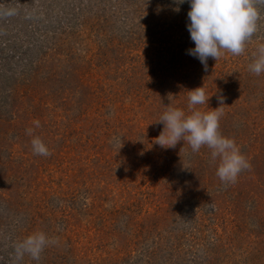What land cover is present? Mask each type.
<instances>
[{
	"label": "rangeland",
	"instance_id": "374dc122",
	"mask_svg": "<svg viewBox=\"0 0 264 264\" xmlns=\"http://www.w3.org/2000/svg\"><path fill=\"white\" fill-rule=\"evenodd\" d=\"M21 1L7 0L15 12L0 23V54L24 56L0 65L5 247L44 232L64 264H203L202 240L219 258L210 264H264V73L249 70L264 10L245 52L205 70L188 54V0H31L18 11ZM15 22L30 34L14 35ZM201 86L211 97L196 107L223 98L219 131L250 162L234 183L206 146L154 143L166 106L188 113ZM37 136L50 155L34 154Z\"/></svg>",
	"mask_w": 264,
	"mask_h": 264
},
{
	"label": "clouds",
	"instance_id": "9594fccd",
	"mask_svg": "<svg viewBox=\"0 0 264 264\" xmlns=\"http://www.w3.org/2000/svg\"><path fill=\"white\" fill-rule=\"evenodd\" d=\"M185 0H176L183 4ZM190 10L187 13L190 23L187 25L190 38L195 47L188 54L199 59L207 70L209 58L218 61L226 52L234 56L245 52L248 42L258 31L259 10L257 5L264 0H188ZM179 11V7L174 9ZM254 60L249 70L260 75L264 73V43H260L253 54ZM211 96L206 94L204 86L188 91L189 112L170 106L156 122L163 124L154 143L162 148H175L180 142H187L193 152L206 146L211 150L213 161L219 160L216 175L222 182L234 183L239 174L251 167L233 138L219 131L223 115V98H218L220 107L201 111L197 105H208ZM37 126H39L37 122ZM36 155H50L45 143L37 136L31 141ZM44 232H36L17 245V254L25 253L38 260L44 248L52 243Z\"/></svg>",
	"mask_w": 264,
	"mask_h": 264
},
{
	"label": "trees",
	"instance_id": "16d2710c",
	"mask_svg": "<svg viewBox=\"0 0 264 264\" xmlns=\"http://www.w3.org/2000/svg\"><path fill=\"white\" fill-rule=\"evenodd\" d=\"M28 1H30V3H31V0H27V1L22 0L20 3L18 2V4H17L19 6L18 7V11L20 10V6H23L27 10L28 8H26V6H30V5L27 4ZM8 5L10 7H8ZM13 5H14L13 2L9 3V2H7V0H0V23L4 24L5 22H11V19H10L11 16L10 15H12L15 12L13 10V8H12ZM257 7H258V10L260 12H262V10H264V4H258ZM30 12L31 11L29 9V12H28L29 16H30ZM17 24L18 23H16V22L14 23V25L12 24V27L15 26V30H16L15 32L13 31L14 35H18L19 31H21V30L26 31V29H24L22 27V25L18 26ZM30 31H31V29H28L26 31V33L30 34ZM11 46H12V44H11ZM16 48H20V47L18 46ZM8 54L9 53L7 51L5 52V54L3 53V55L0 54L1 55L0 56V59H1L0 65L1 66L2 65L3 66H11L12 64H14V65L16 64L17 66H19L20 63L22 62V58L24 56L21 55L18 58H15L14 54L10 55V57H8ZM9 215H10L9 211L5 209L4 204L1 203V201H0V219L2 217L6 218ZM8 222H11L13 224H8L7 226L16 227V231L20 228V224L14 222L12 220H8ZM12 227H11V230H12L11 232H15V230H13ZM5 228H7V227H3L2 224H1V221H0V247H1L0 250L2 251V252H0V264H64V260H63V258H61L62 257L61 255H59V256L55 255V256H51L50 257L49 256V249H47L46 247L44 248V250L40 254V257H39L38 260L33 259L27 253H25L22 257L18 256L16 247L15 246L13 247V243L12 242L11 243L9 242L8 246L5 247L6 246L5 242L7 241L6 240V231H5L6 229ZM21 241H23V240L21 239L20 241L15 242V243L19 244ZM200 242L201 243H198V245H200V244L201 245L194 250V252L196 250H198L197 251L198 255H197V253H194L193 257L202 256V259L204 258V262H205L203 264H210V263H213V262H217V260H219V258L215 259L214 256L210 254V249L208 248V246L203 245L204 243H202L203 242L202 240ZM159 250L161 251L162 248H160ZM162 255H164L165 259H167L166 255L164 254V252H163V254H162V252H160V254L158 256L159 257L158 260L156 259V257H155V260L157 262L160 261V257ZM15 258H17L18 262H15ZM148 260H145L144 264L146 262H150V260L149 261ZM192 260H194V259H191V261ZM139 261H138V264H143V257ZM186 264H192V263L189 262V263H186Z\"/></svg>",
	"mask_w": 264,
	"mask_h": 264
}]
</instances>
